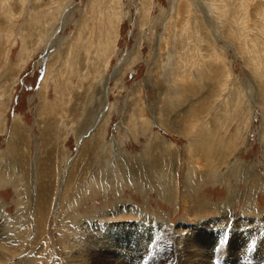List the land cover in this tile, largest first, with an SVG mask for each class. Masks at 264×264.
<instances>
[{
	"label": "rangeland",
	"instance_id": "1",
	"mask_svg": "<svg viewBox=\"0 0 264 264\" xmlns=\"http://www.w3.org/2000/svg\"><path fill=\"white\" fill-rule=\"evenodd\" d=\"M0 264H264V0H0Z\"/></svg>",
	"mask_w": 264,
	"mask_h": 264
},
{
	"label": "bare ground",
	"instance_id": "2",
	"mask_svg": "<svg viewBox=\"0 0 264 264\" xmlns=\"http://www.w3.org/2000/svg\"><path fill=\"white\" fill-rule=\"evenodd\" d=\"M91 186V185H90ZM192 200V199H191ZM206 227V226H205ZM212 229V228H211ZM238 233V232H237ZM160 234V233H159ZM163 234V233H162ZM186 237V236H185ZM177 239V238H176ZM97 247V246H96ZM175 247H178V246H175ZM98 248V247H97ZM202 249H204V248H202ZM94 250V249H93ZM96 251V250H95ZM100 251V250H99ZM104 251V250H103ZM178 251V250H177ZM198 252V251H197ZM106 253V252H105ZM101 254V253H100ZM110 257V256H109ZM180 257V256H179ZM90 259V258H89ZM99 262V261H98ZM113 263H116V261L115 262H113Z\"/></svg>",
	"mask_w": 264,
	"mask_h": 264
}]
</instances>
